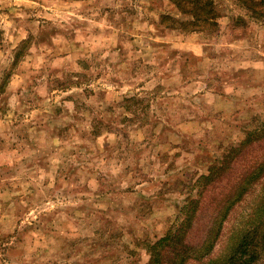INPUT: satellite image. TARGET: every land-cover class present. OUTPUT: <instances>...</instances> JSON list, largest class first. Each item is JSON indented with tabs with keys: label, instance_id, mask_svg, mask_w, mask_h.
Instances as JSON below:
<instances>
[{
	"label": "rangeland",
	"instance_id": "1",
	"mask_svg": "<svg viewBox=\"0 0 264 264\" xmlns=\"http://www.w3.org/2000/svg\"><path fill=\"white\" fill-rule=\"evenodd\" d=\"M254 220L264 0H0V264H201Z\"/></svg>",
	"mask_w": 264,
	"mask_h": 264
},
{
	"label": "trees",
	"instance_id": "2",
	"mask_svg": "<svg viewBox=\"0 0 264 264\" xmlns=\"http://www.w3.org/2000/svg\"><path fill=\"white\" fill-rule=\"evenodd\" d=\"M213 169V168H212ZM213 173V172H212ZM212 173H210V176L207 179H210L212 177ZM198 200L193 199L188 205L184 207L185 210H189V214H194L197 210V204ZM228 201H225V204H228ZM228 209L226 205L224 206V209ZM223 207H221V212L224 210ZM262 213V212H260ZM251 222V221H250ZM254 226L248 230L245 229L247 224H244L242 227L243 229L237 231L234 234V241L233 245L226 248L228 249L224 253H222L217 258H211L209 261L201 264H257L258 258H259V251L262 246L260 243L261 240H264V221L254 220L253 222ZM212 229V228H210ZM169 235L164 239H168ZM262 235V238H261ZM232 237V238H233ZM207 242V241H206ZM205 242V243H206ZM182 244V243H181ZM184 246V245H183ZM186 248L182 247L181 252H177V256H181L183 253L190 254L191 250H196L197 248H189V246L185 245ZM203 249V247L198 248V251L200 252ZM199 257H196V259ZM185 257L181 260L180 264L184 263Z\"/></svg>",
	"mask_w": 264,
	"mask_h": 264
}]
</instances>
